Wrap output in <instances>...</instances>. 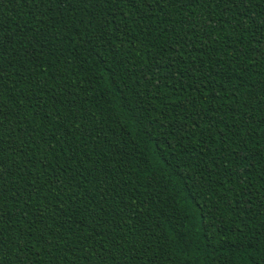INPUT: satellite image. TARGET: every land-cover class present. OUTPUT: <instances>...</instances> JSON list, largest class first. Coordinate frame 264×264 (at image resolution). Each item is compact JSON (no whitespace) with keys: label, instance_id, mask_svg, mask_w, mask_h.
<instances>
[{"label":"trees","instance_id":"16d2710c","mask_svg":"<svg viewBox=\"0 0 264 264\" xmlns=\"http://www.w3.org/2000/svg\"><path fill=\"white\" fill-rule=\"evenodd\" d=\"M227 2L0 0L2 264H264V0Z\"/></svg>","mask_w":264,"mask_h":264},{"label":"snow or ice","instance_id":"6c2138e0","mask_svg":"<svg viewBox=\"0 0 264 264\" xmlns=\"http://www.w3.org/2000/svg\"><path fill=\"white\" fill-rule=\"evenodd\" d=\"M223 2L225 3V6L228 8H231L232 5L231 3H228L227 0H223ZM198 69H194L193 71H197ZM6 82H4L2 79H0V106H3L4 102L7 100V97L4 96V92L3 89L5 87ZM249 115H251V113H249ZM185 123H187L185 121ZM197 127H199V123H197ZM2 134V133H0ZM181 135L183 136V133H181ZM40 250L37 249V252H39ZM0 264H2V261H0ZM21 264H23V262H21Z\"/></svg>","mask_w":264,"mask_h":264}]
</instances>
